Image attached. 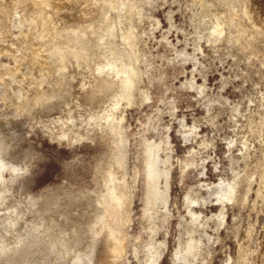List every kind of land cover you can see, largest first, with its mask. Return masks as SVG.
<instances>
[{
  "label": "rangeland",
  "instance_id": "obj_1",
  "mask_svg": "<svg viewBox=\"0 0 264 264\" xmlns=\"http://www.w3.org/2000/svg\"><path fill=\"white\" fill-rule=\"evenodd\" d=\"M0 97V158L22 168L0 178V264H90L125 174L122 264L149 263L156 245L159 264H264V0H9ZM156 158L166 208L147 177ZM220 178L232 198L200 185L192 223L186 192Z\"/></svg>",
  "mask_w": 264,
  "mask_h": 264
},
{
  "label": "bare ground",
  "instance_id": "obj_2",
  "mask_svg": "<svg viewBox=\"0 0 264 264\" xmlns=\"http://www.w3.org/2000/svg\"><path fill=\"white\" fill-rule=\"evenodd\" d=\"M8 1L9 0H0V4H6ZM63 1L64 0H61V3ZM57 2H59V1H56V3ZM39 3H40V0H39ZM41 3H42V0H41ZM215 27H216L215 30L217 29L219 32L222 31L219 24L216 23ZM34 51L36 52V50H34ZM126 62H127V60H126ZM130 65L127 66L128 73L125 77V82H124L125 85L127 84L126 86L130 85L128 83H131L134 79L133 69ZM131 94H133V93L130 92V95ZM0 98L4 99L2 97H0ZM11 104H14L16 107H19V106L21 107V104H19L17 102H13ZM114 104L117 105L118 102L114 103ZM4 105H5V103H4ZM21 110H22V108H21ZM0 137L2 138V135ZM185 137L187 138V136H185ZM125 139L126 138H123V140H122L124 142V145H126ZM8 142H9V140H8ZM16 143H17V140H16ZM8 144L10 146V143H8ZM17 145H18V143H17ZM153 148H155V147L153 146L152 150H153ZM118 151H120V152L118 154H116V156L118 155L117 157L120 159V161H119L120 165H122V167H124V166H126V160H127L126 159V157H127L126 152H125V150L121 151L119 149H118ZM156 151H157V149H156ZM151 160H152V157H151ZM167 161H168L167 159H162V158L161 159L156 158L153 161L149 160V162H148V160L146 161V164L148 162L147 177L150 179V181H154V183L151 184V188H154V194H153L154 200H155V202L160 201L158 203H161L163 205V207H165V208L167 207V205L169 203L168 202L169 197H168L167 193L170 189V182H169L170 169H168L166 166ZM126 167H128V166H126ZM7 168L10 170H13L14 172L22 169L20 166L12 164V163L4 160L3 158H0V178L3 177L4 170ZM203 170H204V168H202V172H201L202 175L204 174ZM133 174H134V177H133L134 181L136 182L138 174H139L136 167H134ZM110 175H111V173H110ZM112 176H113V174H112ZM121 179L122 180H118V178H117V180H116V178H115L112 180L113 183L110 187L111 195L107 199H105V203H106L105 207H107V204H110V203H112V205H113V207H111V208H114V210H111V212H109L108 215H111L113 217V220L115 221V223L113 225H111L107 218H105L103 220L102 228H101V231L99 234L102 236V238H101L102 253L99 255V253L101 252L100 251L97 256L94 255V256H91L90 258H88L90 264H116L119 257H120V260L117 264H122L126 260L125 253H126V249H127V241H126L127 232H126L124 226L127 224L126 222H128V220H129L128 219V213H130V211H131L133 190H132V186L128 182L130 179V178L128 179V175L125 174L123 176V178H121ZM109 180H111V179H109ZM108 183H110V182H108ZM203 184L206 186V188L208 190L207 193L209 192L211 195L212 194L215 195L216 200L221 201V202L223 200H230L232 198V195L235 192V188H234L233 183H231V182H229L223 178H220L219 181L213 182L211 184L207 183L206 180L202 179L201 183L194 184V186L190 187L189 192H186V194H185L184 203L186 204L187 208L193 214V219L191 220V222L194 224L195 223L200 224L198 222L199 221L198 218H199L200 214L198 211H196L194 209L193 205L198 204L199 203L198 200L202 199L204 196V195L202 196V194L200 193L201 190H199V186L203 185ZM133 185H134V183H133ZM190 193L196 194L198 196V198H193V197L190 198V196H191ZM194 197H195V195H194ZM106 212H108V211H106ZM180 230H181V233H184L183 235H185V233H188L190 231V228H188V227L186 229L181 228ZM189 239H188V241L184 239L185 240L184 242H180V244L178 246V250L176 252V258H180V259L183 258L184 259V255H187L186 254L187 252L189 253V251L191 252V250L194 249V247H195V244H193L194 239L191 238L190 241H189ZM160 244H162V243L160 242ZM156 246L152 247V248H155V251H153L154 253L150 256L151 259H150L149 263H147V264H159V260L162 256L164 250L160 249L159 247H156ZM95 252L97 253V251H95ZM185 259H187V258H185ZM185 263L189 264L188 261Z\"/></svg>",
  "mask_w": 264,
  "mask_h": 264
}]
</instances>
